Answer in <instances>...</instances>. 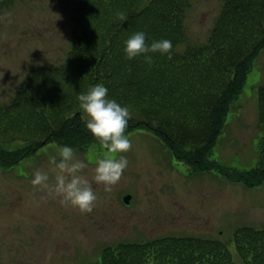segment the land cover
<instances>
[{"label": "trees", "instance_id": "trees-1", "mask_svg": "<svg viewBox=\"0 0 264 264\" xmlns=\"http://www.w3.org/2000/svg\"><path fill=\"white\" fill-rule=\"evenodd\" d=\"M56 1L70 3L74 10L66 61L30 70L15 102L0 107V167L33 155L44 143L73 149L99 145L77 97L102 83L110 99L141 114L128 120L125 134L153 132L192 173L214 170L248 187L264 181V84L257 91L256 166L236 169L210 158L231 105L264 49V0H221L207 40L185 44L183 51L177 48L185 42L192 0ZM14 2L0 0V12ZM118 11L126 14L125 21L116 18ZM138 31L146 34L148 44L170 40L172 58L149 53L151 65L143 54L128 59L125 41ZM232 241L244 264H264V229L239 227ZM228 251L216 239L167 236L104 248L99 264H235Z\"/></svg>", "mask_w": 264, "mask_h": 264}, {"label": "rangeland", "instance_id": "rangeland-1", "mask_svg": "<svg viewBox=\"0 0 264 264\" xmlns=\"http://www.w3.org/2000/svg\"><path fill=\"white\" fill-rule=\"evenodd\" d=\"M221 6V0H192L185 18V42L178 51L185 44L196 46L207 40ZM73 19L72 5L56 0H15L0 12L2 110L15 102L30 70L66 61ZM262 84L264 49L231 105L211 159L236 169L256 166L257 91ZM129 111L131 118H142L138 111ZM82 117L87 120L84 112ZM125 135L132 142L131 150L122 154L128 166L111 192L93 179L96 162L105 152L100 144L74 149L76 158L87 165L80 174L92 182L97 195L90 213L61 203L62 197L31 183L40 170L48 174L50 186L55 184L50 157L59 162L56 144L44 143L33 155L0 167V264H99L104 248L167 236L219 240L235 264H244L232 237L242 226L264 229V181L248 187L214 170L192 173L153 132L135 129ZM179 138L188 136L180 133ZM126 195L128 204L123 201Z\"/></svg>", "mask_w": 264, "mask_h": 264}, {"label": "clouds", "instance_id": "clouds-1", "mask_svg": "<svg viewBox=\"0 0 264 264\" xmlns=\"http://www.w3.org/2000/svg\"><path fill=\"white\" fill-rule=\"evenodd\" d=\"M57 18H59L57 16ZM116 18L125 21L127 16L118 11ZM124 52L128 59L144 55L145 62L153 63L149 53L159 52L172 58V42L168 39L146 42V34L138 31L125 41ZM79 106L87 116L86 127L105 150L104 156L98 159L95 167L94 182L102 184L106 192L118 184L128 166L127 158L122 155L131 150L132 142L125 135L131 113L127 106H121L116 100L108 97V89L102 83L91 86L86 93L78 95ZM59 162L56 156L50 157V163L56 172L55 184H48V174L37 170L31 183L50 193L62 197L61 203L71 205L82 213H90L97 201V195L92 182L80 173L87 166L75 156V151L69 146H56ZM99 259V258H97Z\"/></svg>", "mask_w": 264, "mask_h": 264}, {"label": "water", "instance_id": "water-1", "mask_svg": "<svg viewBox=\"0 0 264 264\" xmlns=\"http://www.w3.org/2000/svg\"><path fill=\"white\" fill-rule=\"evenodd\" d=\"M129 198H130V195H126L124 198H123V201L125 204H128L129 203Z\"/></svg>", "mask_w": 264, "mask_h": 264}]
</instances>
